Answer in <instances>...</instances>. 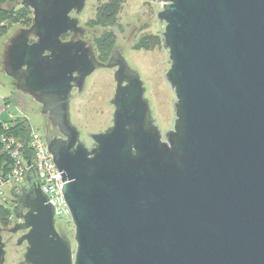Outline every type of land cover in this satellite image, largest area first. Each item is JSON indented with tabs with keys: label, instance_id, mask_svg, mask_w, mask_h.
I'll use <instances>...</instances> for the list:
<instances>
[{
	"label": "water",
	"instance_id": "water-1",
	"mask_svg": "<svg viewBox=\"0 0 264 264\" xmlns=\"http://www.w3.org/2000/svg\"><path fill=\"white\" fill-rule=\"evenodd\" d=\"M152 1L176 94L165 135L122 52L101 62L82 38L70 13L86 0H21L32 24L9 39L2 68L60 130L48 148L76 243L74 259L68 238L50 244L52 220L34 226L22 264H264V0ZM98 69H116L115 111L90 148L70 107ZM21 187L14 211L56 214L32 167ZM4 247L0 236V264Z\"/></svg>",
	"mask_w": 264,
	"mask_h": 264
},
{
	"label": "rangeland",
	"instance_id": "rangeland-1",
	"mask_svg": "<svg viewBox=\"0 0 264 264\" xmlns=\"http://www.w3.org/2000/svg\"><path fill=\"white\" fill-rule=\"evenodd\" d=\"M106 1V0H104ZM100 1L87 0L82 21L87 22L96 15V7ZM162 4L152 0H125L119 13L120 26L108 28L117 37V45L124 50V56L134 70L138 71L144 86L146 97L150 102L153 118L160 131L165 135L174 127L176 94L171 88L166 75L170 68L169 52L163 46V40L157 47L150 50H137L135 45L145 35H159L162 38L165 24L157 18ZM25 24L21 21L11 24L0 45V83L8 90L15 93V99L23 113H25L34 128L42 131L43 119L37 105L29 96L17 92L12 79L5 75L2 68V59L9 39ZM103 29L96 28L100 35ZM136 31V35L133 33ZM162 31V32H160ZM92 36V34H91ZM116 82L114 69H98L87 80L82 93H73L71 102V120L82 131V141L89 147L92 143L90 134L104 132L113 125L115 111L111 100L115 94ZM6 199L11 197L9 190L5 189ZM5 203V202H1ZM67 216V215H66ZM68 224L71 218L68 217Z\"/></svg>",
	"mask_w": 264,
	"mask_h": 264
},
{
	"label": "trees",
	"instance_id": "trees-1",
	"mask_svg": "<svg viewBox=\"0 0 264 264\" xmlns=\"http://www.w3.org/2000/svg\"><path fill=\"white\" fill-rule=\"evenodd\" d=\"M124 2L125 0H108L98 7L95 17L87 23V26L91 29H103L102 33L95 35L93 39L97 57L101 62H107L109 60L116 45V35L112 30H108V28L120 26L117 16L121 12ZM32 20L31 9L23 6L21 0H0V45L11 24L21 21L25 24V27H29L32 24ZM160 43L161 38L159 35H145L139 39L134 48L137 50H150L154 46H159ZM6 125H8L7 130ZM6 125L0 122V138L2 135L7 134V136L15 137L22 141L25 145V159L27 161L32 160L33 153L28 147L30 125L27 120L16 118ZM13 164L12 158L3 151V145L0 139V178H5L11 173ZM7 212L8 204L1 203L0 218Z\"/></svg>",
	"mask_w": 264,
	"mask_h": 264
},
{
	"label": "flooded vegetation",
	"instance_id": "flooded-vegetation-1",
	"mask_svg": "<svg viewBox=\"0 0 264 264\" xmlns=\"http://www.w3.org/2000/svg\"><path fill=\"white\" fill-rule=\"evenodd\" d=\"M100 1L96 7V12L98 7L101 4L106 3L108 0H98ZM87 4V0H86ZM86 8V6H85ZM84 8V10H85ZM84 10L81 13H77V11L74 9L70 16L72 18H78L79 19V25L85 29L84 36L82 37L85 41H89L93 46V39L96 34V29H91L87 26L88 21L85 23L82 21V15L84 13ZM32 11V10H31ZM119 16V14H118ZM117 18L119 19V17ZM32 19H33V13H32ZM92 34V36H91ZM137 33L134 31L133 35L135 36ZM72 33H67L62 36L63 41H69L72 38ZM117 40V37H116ZM162 40V38H161ZM34 41V40H32ZM95 50V46H94ZM117 51H121L124 55V50L121 49L116 42V45L113 49V52L111 54L114 55ZM96 52V51H95ZM110 56V57H111ZM116 69H114L115 72ZM12 85L14 87V81L12 80ZM16 90V88L14 87ZM17 91V90H16ZM20 92V91H17ZM76 92L78 94V90L74 89L73 93ZM21 94H24L20 92ZM72 93V98H73ZM26 95V94H24ZM28 96V95H27ZM30 97V96H29ZM30 99H32L30 97ZM33 100V99H32ZM34 101V100H33ZM35 102V101H34ZM72 102V99H71ZM37 105H39V113L42 116L43 124H42V134L44 137L49 140L53 138H58L61 136L59 128L55 127L48 118V115H43L41 113L42 105L35 102ZM71 111V107H70ZM72 116V115H71ZM72 119V118H71ZM155 120V119H154ZM73 123V122H72ZM156 123V121H155ZM74 124V123H73ZM76 127L77 125L74 124ZM157 125V124H156ZM78 128V127H77ZM78 130L81 133V140L82 139V131L78 128ZM93 135V134H91ZM92 139V138H91ZM92 143L89 146L90 148L94 146V141L91 140ZM20 195V194H19ZM19 195L12 196L5 200V203L8 204V212L4 214L3 217L0 218V236L2 239V242L4 244L5 249V262L4 264H22V262L25 261V255L28 251V248L30 246L29 238H27V235L30 233V231L33 229L34 226L37 225H48L49 222L52 220L54 223V227L56 230V233L58 236L50 235V244H56L57 242L61 241L62 239L68 238L71 241L72 249H73V257L75 259V253H76V243L74 241L75 238V227L72 222V218L70 213L65 214L63 217H59L56 214L52 217L49 213H47L45 210L42 209H31L28 207L19 208L16 211H14V206L18 204L19 201ZM67 215V216H66ZM71 218V222L68 224L64 223L63 221H67V218ZM26 225H29V228H25Z\"/></svg>",
	"mask_w": 264,
	"mask_h": 264
},
{
	"label": "built area",
	"instance_id": "built-area-1",
	"mask_svg": "<svg viewBox=\"0 0 264 264\" xmlns=\"http://www.w3.org/2000/svg\"><path fill=\"white\" fill-rule=\"evenodd\" d=\"M16 118L25 119L30 125L28 147L33 153V159L30 160L29 165L24 156L25 145L22 141L7 136V134L1 136L3 151L12 158L14 164L11 173L5 178H0V201L5 202L6 200V188L12 196L21 193V186L27 184L28 172L32 167L39 180L40 188L48 196L49 202L53 204L56 215L63 217L69 212L63 194L64 182L61 172H58L54 163L53 155L49 151L48 140L40 130L33 127L28 116L20 108L14 115H11L12 120ZM7 129L8 125H6Z\"/></svg>",
	"mask_w": 264,
	"mask_h": 264
},
{
	"label": "crops",
	"instance_id": "crops-1",
	"mask_svg": "<svg viewBox=\"0 0 264 264\" xmlns=\"http://www.w3.org/2000/svg\"><path fill=\"white\" fill-rule=\"evenodd\" d=\"M18 108L23 109L19 107L15 99V93L8 92L0 83V122L4 125L10 122L12 120L11 115H14Z\"/></svg>",
	"mask_w": 264,
	"mask_h": 264
}]
</instances>
